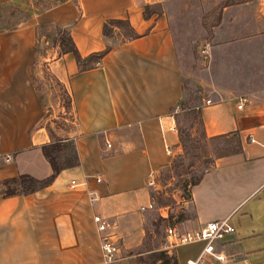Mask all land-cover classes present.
<instances>
[{
	"label": "crops",
	"instance_id": "0c3cea01",
	"mask_svg": "<svg viewBox=\"0 0 264 264\" xmlns=\"http://www.w3.org/2000/svg\"><path fill=\"white\" fill-rule=\"evenodd\" d=\"M169 1L180 13L185 4L188 11L196 4L197 11L208 12L222 3L205 58L209 90L218 100L201 106L200 117L207 138L237 133L242 144L239 153L215 157L190 188L183 207L190 205L192 216L177 226L196 229L230 217L235 231L217 250L234 264H264V0ZM10 2L27 18L0 31V180L51 173L40 150L49 142L45 130L30 132L43 113L32 85L34 27H67L81 58L111 49L84 71L69 54L51 57L48 68L71 98L76 123L69 138L78 163L39 190L0 198V264H103L92 216L110 222L119 248L141 242L149 210L139 207L152 203L146 174L168 167L165 147L174 155L182 151L169 113L185 91L164 8L168 0H62L44 10ZM154 5L160 10L144 17V7ZM111 20L127 21L137 37L109 45L102 27ZM240 97L248 103L239 110ZM201 247L190 243L171 250L185 264Z\"/></svg>",
	"mask_w": 264,
	"mask_h": 264
},
{
	"label": "rangeland",
	"instance_id": "374dc122",
	"mask_svg": "<svg viewBox=\"0 0 264 264\" xmlns=\"http://www.w3.org/2000/svg\"><path fill=\"white\" fill-rule=\"evenodd\" d=\"M8 0H0V31H5L16 27L23 22L26 17V12L16 9L13 3H6ZM31 7L37 10L50 8L62 0H23ZM241 0H225V4L237 3ZM222 3L215 6L211 11H197L198 6L192 5L191 11H188L187 4L184 5V12L171 10V2L168 0L164 4L167 10L168 18L172 32L175 34L177 52L179 53L181 68L183 71V86L185 95L183 96V108L203 106L212 104L218 99L215 94L209 90V76L205 66V58L209 53L212 40V30L219 20V11ZM180 6H177V9ZM160 8L154 6L147 7L146 14L158 12ZM171 12L176 18H172ZM180 17V18H179ZM40 29L35 34L36 44V68L35 79L36 85L41 94L40 100L45 110V116L51 111L48 119L44 120L43 125L48 126L57 138L65 136L68 121L63 115L64 110L60 108L59 91L50 77L43 74V66L47 68L46 73H51L48 65L51 63V57L56 56L57 49L54 46L53 38L56 35L52 24L41 22ZM54 25V24H53ZM57 26V25H56ZM122 34L125 35V30L121 27L114 28L107 37L109 45L117 44L122 39ZM58 37L61 35L57 34ZM205 51V53H204ZM44 60V61H43ZM52 74V73H51ZM174 116L178 123V128L189 131L188 126L192 125L191 136L193 140L185 143L187 152L184 150L179 155L170 157L168 167L158 169L157 181L160 189L149 190V195L152 201L153 208L149 209L148 215L144 217L143 235L141 242L130 246L126 249L119 248L117 259L108 264H160L155 259V252L165 250L164 243V227L166 224L175 225L177 228L178 222L182 219L192 216L190 205L183 207V200L189 197L190 188L199 177L211 168L210 163L213 161L212 154L214 145L221 146L222 140L215 142H206L200 137V129L198 120L195 115L189 112L182 111V107L175 108ZM69 127V126H68ZM70 132V131H69ZM63 149L58 152V161H68L72 157V141L71 139L64 143ZM197 145L198 152L193 153L192 146ZM209 153L206 155L204 151ZM172 160L179 163L180 170L176 171L170 168ZM162 214V216H160ZM162 218V219H160ZM172 249V248H171ZM166 251V256H171L174 250ZM227 264H234L229 262ZM241 264V263H235Z\"/></svg>",
	"mask_w": 264,
	"mask_h": 264
},
{
	"label": "trees",
	"instance_id": "16d2710c",
	"mask_svg": "<svg viewBox=\"0 0 264 264\" xmlns=\"http://www.w3.org/2000/svg\"><path fill=\"white\" fill-rule=\"evenodd\" d=\"M145 10H147V6L144 7V17L147 16ZM51 27L55 29V33H56V35L53 38L54 46L57 49L55 58H60L64 54L71 55L78 68V71H84V70L93 68L100 62V59L111 49V46H106L104 51L100 53L91 54L90 56L86 58H81L78 55L76 48L69 36L68 28L61 27V26H54V25H51ZM117 27H121L125 30V35L124 34L121 35L122 39L119 41V43H123V42L129 41L137 37L133 33L127 21L111 20L103 24V27H102L103 38L107 40L109 33H111V31ZM39 29H40V25H36L34 27V32L36 35ZM57 34L61 36L58 37ZM34 54H36V44L34 47ZM35 64H36V60L34 59V65ZM42 70H43V74H46L48 76V79L50 77L51 81H53L56 87L58 88L59 101H61L60 108L64 110V113L61 116L65 120L68 121L67 128L66 130H64V133L66 134L62 138H57L48 126L43 125L42 122L50 117L51 111L48 115L45 116L44 115L45 110L42 109L43 110L42 115L38 119V122L31 128L30 132L36 129L37 127L43 128L45 130L49 142L42 145L40 147V150H41L43 157L45 158V160L48 162L50 166L51 173L48 176L44 178H40V179L34 178L28 174H18L16 176L1 179L0 180V198H5V197L13 196V195L28 194L36 190H39L45 187L46 185H48L53 180V178L58 174L60 170L67 168V167L75 166L78 163V159H77V155L75 152L73 142H72V151H73L72 153L73 154H72L71 160L64 161V162L57 160L56 156L58 152H60L63 149L65 145L64 143L70 140L69 134L72 133V131L74 130V124L76 122H75V116H74L73 109H72L71 98L65 86L54 75H52L51 73L50 74L46 73L47 68L45 66H43ZM32 85L36 92V96L38 97V100L40 101V104H41V100H40L41 94L39 92L38 86L36 85L35 76L32 77ZM183 90H184V87H183ZM178 106L182 107V111L189 112L190 114H193L196 116L195 119L198 120L197 122L199 125L200 134H201L200 137L202 140L206 142H215L218 140H222L221 146H218V145L213 146L214 150L212 154L214 155V158L239 153L242 150V144H241V141L237 133H233V134H229V135H225L221 137H215V138H207L205 136L203 132L201 117H200V106L190 107L185 110V108H183L184 106H183L182 101L178 104ZM174 112H175V109H170L169 111L172 118H174L176 122V129H177L178 137L180 140L181 147L184 150L183 153L185 154L187 152L185 148V143L187 141L193 140V137L191 136V133L189 132L192 130L193 126L192 125L188 126L189 131H185V130L178 128V123L176 121V117L174 116ZM192 149H193V153L194 151L195 153L198 152L196 144L192 146ZM204 153L208 155L209 152L205 150ZM212 164H213V161L210 163V165L212 166ZM170 168L176 171H179L180 170L179 163L176 160H172L170 163ZM202 175L199 177V179L193 182V185L199 182ZM155 253H156L155 259L158 260L160 264H178L175 254H172L171 256H166L167 254L165 250H159Z\"/></svg>",
	"mask_w": 264,
	"mask_h": 264
},
{
	"label": "built area",
	"instance_id": "2783aa9c",
	"mask_svg": "<svg viewBox=\"0 0 264 264\" xmlns=\"http://www.w3.org/2000/svg\"><path fill=\"white\" fill-rule=\"evenodd\" d=\"M262 95L264 99V91L262 92ZM238 102L237 109L239 110L248 103L245 97H240ZM207 104L208 103L206 102V105ZM105 145L108 147L109 143L105 142ZM164 153L168 157H174V154H172L168 147H165ZM5 159H9V157L6 156ZM98 180L99 178H96V181ZM70 184H74V181L70 180ZM145 185L152 190L160 189V185L157 181V172L155 170L151 169L147 172ZM152 208V203L148 202V204L139 207V210L143 211ZM92 221L95 224V229L98 233L102 263L108 264L115 261L119 249L116 245V240L114 239L113 234L109 231L111 227L110 222L99 215H93ZM234 231L235 228L230 223V217H225L221 220H213L202 227L190 230H183L177 228L175 225L166 224L164 227L163 248L166 251H170L171 248H175L179 245L201 243L202 247L196 258L186 260L185 264H227L229 263L228 258L222 251L217 250V246L226 235L231 234Z\"/></svg>",
	"mask_w": 264,
	"mask_h": 264
}]
</instances>
